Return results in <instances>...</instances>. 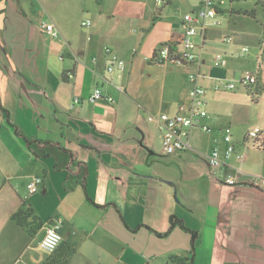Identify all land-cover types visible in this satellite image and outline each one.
Here are the masks:
<instances>
[{"label": "crops", "instance_id": "0c3cea01", "mask_svg": "<svg viewBox=\"0 0 264 264\" xmlns=\"http://www.w3.org/2000/svg\"><path fill=\"white\" fill-rule=\"evenodd\" d=\"M129 5L124 14H141ZM82 11V0H0V264L62 263L61 249L40 248L55 220L60 245L75 249L67 264H264V192L224 183L228 168L207 162L222 127L236 142L250 129L240 105L208 111L211 130L193 128L190 147L173 154L161 151V132L147 118L176 112L187 94L193 66L153 60L159 44L177 40L182 18L155 10L127 33L86 11L84 32ZM206 41L198 81L210 90L215 78L241 73L226 53V66L214 67L231 75L212 73ZM105 46L125 61L122 71L106 70ZM95 87L113 101L90 100ZM245 154L237 179L264 175V136ZM35 176L42 182L29 192ZM171 215L186 229L169 228Z\"/></svg>", "mask_w": 264, "mask_h": 264}, {"label": "built area", "instance_id": "2783aa9c", "mask_svg": "<svg viewBox=\"0 0 264 264\" xmlns=\"http://www.w3.org/2000/svg\"><path fill=\"white\" fill-rule=\"evenodd\" d=\"M165 0H155L156 6L165 4ZM220 0H199L198 4L187 11L182 19V31L176 41H165L157 46L153 53V60L159 64H172L181 66H193L194 71L187 74L189 88L187 94L182 98L174 113L160 112L148 114L149 121L154 122L161 132V151L165 154H173L186 150L190 147L189 139L193 128H199L204 132L211 130L210 124L206 122L208 117L207 95L209 89L199 83V78L204 77L200 73L203 63L201 48L203 47L207 30L210 25L216 24L221 11ZM89 20L82 21L81 25L88 26ZM42 27L52 36H58L59 32L52 23H44ZM231 37H224L223 42L229 43ZM247 47H242L239 55H244ZM104 54L107 57L106 70L108 72L122 71L125 68V61L110 46L104 47ZM95 59H93L94 61ZM214 66H226V59L220 52L212 56ZM72 72L68 73L72 77ZM213 90H233L237 84L252 91V86L257 82L255 73L245 71L237 78L225 79L217 77ZM90 100H105L112 102L110 95L104 94L100 87H95L89 96ZM264 131L258 127L246 131L239 142L233 137L231 126L220 129V137L212 144L208 154L207 162L211 168L226 166L228 171L224 177V183L230 185H246L261 189L264 192V175L251 174L246 180L239 181L237 175L241 173L238 166L245 158V150L261 139ZM237 165H236V164ZM42 182L41 176L33 177L27 183L29 192H36ZM60 221L49 222L40 240V248L46 253H52L59 246L62 240L60 232Z\"/></svg>", "mask_w": 264, "mask_h": 264}, {"label": "rangeland", "instance_id": "374dc122", "mask_svg": "<svg viewBox=\"0 0 264 264\" xmlns=\"http://www.w3.org/2000/svg\"><path fill=\"white\" fill-rule=\"evenodd\" d=\"M220 1L222 2L221 11L216 18L219 22L208 29L205 49L214 53L220 52L224 56L226 53L228 68L232 67L235 75L251 71L255 73L257 82L252 86V93L248 92V89L245 90L240 84H237L238 90L235 92L210 89L207 96L208 111L227 112L236 103L244 111V117L240 120L242 126L245 128L256 125L264 126V0H241L231 3L229 0ZM198 2L199 0H168L155 9V0H97V2L96 0H82L83 11L76 13V20L79 28L86 32L90 25L83 26L81 21L89 20L91 23V14L98 11L102 13L103 24L114 28L116 32L127 31L128 33V30L141 27L147 21L150 23L148 18L151 19L152 13L154 14L158 10L163 11L167 16H180L181 19ZM125 5H129L133 10L139 8L141 14L133 17L127 16L123 13ZM106 15L111 16L107 18ZM227 36L231 37L229 43L223 42L224 37ZM242 47H247L248 50L241 56L239 51ZM210 64L213 65L212 62ZM204 70L206 68L202 67L201 73ZM189 71H194V68ZM211 72L219 76L231 75L227 69L214 67V65ZM256 94L259 97L257 103L252 99V96Z\"/></svg>", "mask_w": 264, "mask_h": 264}, {"label": "trees", "instance_id": "16d2710c", "mask_svg": "<svg viewBox=\"0 0 264 264\" xmlns=\"http://www.w3.org/2000/svg\"><path fill=\"white\" fill-rule=\"evenodd\" d=\"M233 1H241V0H229L230 3ZM243 1H246V0H243ZM252 98H253V96H252ZM253 101L255 103L257 102L256 100H254V98H253ZM176 224L180 225L183 229H186L185 226L182 224V221L178 217H176L175 215H171L169 217V228L174 227ZM188 231L191 233L192 239H194L195 234H196L195 231H192V230H188ZM63 247L64 246H62V244L61 245L59 244V246L55 249V251L58 249H61L62 254H64L65 260L62 261V263H60V264H67L69 256H71V254L75 251V249H71L70 251H65ZM192 248H193V246H192Z\"/></svg>", "mask_w": 264, "mask_h": 264}]
</instances>
